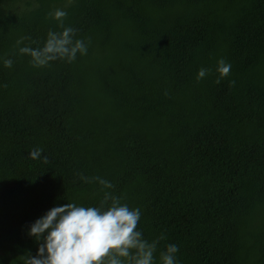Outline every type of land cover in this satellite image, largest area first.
Instances as JSON below:
<instances>
[{
    "label": "trees",
    "instance_id": "1",
    "mask_svg": "<svg viewBox=\"0 0 264 264\" xmlns=\"http://www.w3.org/2000/svg\"><path fill=\"white\" fill-rule=\"evenodd\" d=\"M58 8L87 55L33 67L17 40L61 31ZM82 176L165 237L157 264L169 243L178 264H264V0H0V264L36 253L51 207L99 206Z\"/></svg>",
    "mask_w": 264,
    "mask_h": 264
},
{
    "label": "clouds",
    "instance_id": "2",
    "mask_svg": "<svg viewBox=\"0 0 264 264\" xmlns=\"http://www.w3.org/2000/svg\"><path fill=\"white\" fill-rule=\"evenodd\" d=\"M67 15V11L59 8L49 13L62 30H49L41 46L24 45L25 37L17 40L19 53L29 56L33 67H46L57 60L72 63L78 55H87L88 44L76 38V29L64 26ZM3 65L11 68L13 60L3 59ZM231 67L223 58L218 60L217 83L228 76ZM208 72L201 68L197 80L205 78ZM29 155L40 159L43 149L34 148ZM43 159L47 161L46 156ZM81 179L101 186L103 197L99 206L73 201L47 210L27 229L37 249L34 255L28 251L21 256L23 264H157L158 245L165 237L161 235L152 241L144 237L143 231L138 229L141 209L122 203L121 197L108 191L114 188L110 181L99 176H82ZM179 251L177 244H167L159 254V264H178Z\"/></svg>",
    "mask_w": 264,
    "mask_h": 264
}]
</instances>
